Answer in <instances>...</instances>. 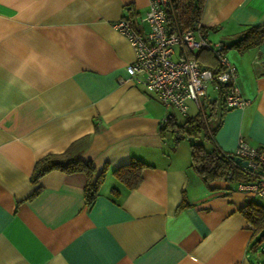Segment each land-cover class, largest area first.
<instances>
[{
	"label": "crops",
	"instance_id": "crops-1",
	"mask_svg": "<svg viewBox=\"0 0 264 264\" xmlns=\"http://www.w3.org/2000/svg\"><path fill=\"white\" fill-rule=\"evenodd\" d=\"M149 1L0 0V264L261 263L240 208L264 199L236 182H204L190 166L189 138L160 135L177 111L127 73L134 52L114 23L133 15L147 32ZM261 23L264 0H205L198 35L228 44ZM224 53L246 103L224 112L212 140L227 153L240 141L264 146V43ZM80 139L92 178L105 169L90 206L84 171L31 181L39 158ZM132 157L147 166L127 189L112 170Z\"/></svg>",
	"mask_w": 264,
	"mask_h": 264
},
{
	"label": "trees",
	"instance_id": "trees-1",
	"mask_svg": "<svg viewBox=\"0 0 264 264\" xmlns=\"http://www.w3.org/2000/svg\"><path fill=\"white\" fill-rule=\"evenodd\" d=\"M204 3L205 0H170L166 8L165 22L168 31L174 33L194 28L202 32L203 28L199 21ZM261 43H264V23L246 26L233 41L228 44L220 43V45L223 52L229 48L244 52ZM187 56L197 60L201 66L211 69L214 77L223 69L215 54L208 47L201 46L195 51L188 50ZM225 89L226 83H221L216 90L215 98L208 100L207 103L206 97L203 99L207 111L199 109L193 114L182 115L181 119L175 112L170 111L159 126L161 136L171 134L176 139L189 138L190 166L204 182L223 180L234 183L249 179V174L231 159V153L222 151L212 140V135L221 125L222 116L228 109L224 104ZM82 140L71 143L61 153H48L39 158L35 162L31 181L37 184L40 177L54 169L67 172L84 171L88 176L84 186V199L85 203L90 206L98 195L99 186L105 176V169L99 170L92 178L95 168L91 162L83 161L77 156L78 145ZM145 166L147 164L144 161L132 157L126 163L114 168L112 174L127 189H133L139 185ZM38 189L37 186L33 193H36ZM240 211L253 229L255 236L253 245H255L264 239V203L253 198L248 200Z\"/></svg>",
	"mask_w": 264,
	"mask_h": 264
},
{
	"label": "built area",
	"instance_id": "built-area-1",
	"mask_svg": "<svg viewBox=\"0 0 264 264\" xmlns=\"http://www.w3.org/2000/svg\"><path fill=\"white\" fill-rule=\"evenodd\" d=\"M169 4L170 0L149 1L140 17L149 27L147 32L136 27L133 15H123L115 21V29L128 39L134 52L133 61L126 66L129 76L142 82L161 103L173 107L180 115L188 113L189 102L201 109L208 88L216 91L221 83H226L225 107H243L246 100L237 83L236 67L227 59L220 43H211L206 36L198 35L199 30L194 28L170 33L165 24ZM175 46L181 49L178 59L171 57ZM201 46L210 48L223 67L215 77L211 69L187 56L188 50L194 51ZM236 158L245 163L237 162ZM231 159L249 174V179L236 182V189L264 199V146L240 141L231 153Z\"/></svg>",
	"mask_w": 264,
	"mask_h": 264
},
{
	"label": "rangeland",
	"instance_id": "rangeland-1",
	"mask_svg": "<svg viewBox=\"0 0 264 264\" xmlns=\"http://www.w3.org/2000/svg\"><path fill=\"white\" fill-rule=\"evenodd\" d=\"M215 91H213L211 88H209V91H208V97L211 98L213 96H215ZM202 103H203V107L201 109H204L205 111H207V107L205 106V100L202 99ZM200 109V110H201ZM199 109L194 107L193 104L190 105V108H189V111L188 113L189 114H192V113H195V111H198ZM179 119H181L183 116L182 115H178ZM186 139V138H185ZM186 141V140H185ZM188 144V142H186ZM260 199V198H259ZM259 232L257 233L256 236H258ZM257 249L256 251L258 252V254L260 255V262L259 264H264V239H262L261 241H259L257 244Z\"/></svg>",
	"mask_w": 264,
	"mask_h": 264
},
{
	"label": "water",
	"instance_id": "water-1",
	"mask_svg": "<svg viewBox=\"0 0 264 264\" xmlns=\"http://www.w3.org/2000/svg\"><path fill=\"white\" fill-rule=\"evenodd\" d=\"M236 161H237V162H240L241 164H244V163H245V161L242 160V159H240V158H236Z\"/></svg>",
	"mask_w": 264,
	"mask_h": 264
}]
</instances>
